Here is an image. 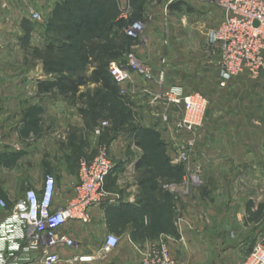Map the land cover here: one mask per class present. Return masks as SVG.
Instances as JSON below:
<instances>
[{
    "label": "crops",
    "instance_id": "crops-1",
    "mask_svg": "<svg viewBox=\"0 0 264 264\" xmlns=\"http://www.w3.org/2000/svg\"><path fill=\"white\" fill-rule=\"evenodd\" d=\"M208 1H192L200 11L194 18L166 15V8L160 6L143 10L144 41L135 54L153 73L164 72L167 88L198 92L208 101L204 124L193 141L190 166L174 183L176 188L155 190L148 213L131 194L124 193L122 198L110 194L112 201L89 208V223L66 224L63 232L74 246L59 249L56 264H140L148 248L159 242L168 246L180 264H241L261 235L264 68L257 75L237 76L222 70L212 41L223 15ZM18 2L23 0H0V200L7 204L0 210V222L26 191L41 187L46 171L56 181L54 207L68 205L77 182L78 157L93 158L92 138L78 102L80 94L95 85L87 82L75 93L56 85L59 76L45 71V64L56 62L42 59L50 52L46 49L50 38L41 22L30 20ZM159 11L171 19L169 29ZM91 72L92 68L87 76ZM146 89L156 90L154 84H131L124 100L139 127L162 132ZM165 135L166 156L174 166L173 146L186 138L177 140L170 131ZM19 164L24 166L21 172L15 171ZM227 167L232 171H226ZM108 235L119 244L104 252ZM83 254L93 256V261L73 260ZM26 264H41L38 254Z\"/></svg>",
    "mask_w": 264,
    "mask_h": 264
},
{
    "label": "built area",
    "instance_id": "built-area-1",
    "mask_svg": "<svg viewBox=\"0 0 264 264\" xmlns=\"http://www.w3.org/2000/svg\"><path fill=\"white\" fill-rule=\"evenodd\" d=\"M211 3L223 15L221 23L214 30L212 41L222 70L231 76L259 74L264 68V0H211ZM28 16L34 22H41L40 14L33 10L28 11ZM120 18L128 20L126 14ZM142 32L143 24L139 20L130 22L124 29V34L133 40L138 39ZM108 72L121 96H126L131 84H154L155 91L146 89L144 93L157 111L156 117L163 131H170L177 140L183 136L186 138V141L178 140L173 146V165L189 167L194 154L193 141L204 124L207 99L198 92L185 93L180 87L167 88L164 72L153 73L133 53L125 55L119 62H111ZM105 125L102 123L92 134L100 136ZM199 170L197 167L196 171ZM111 171L110 150L100 146L92 159L79 161L73 197L65 207H54L56 181L52 176H45L41 187L26 191L9 215L0 222V264H26L34 254H38L41 264L59 262L57 251L74 246V241L63 232V227L70 222L89 223V208L112 201L106 189ZM167 188L172 190L171 187ZM6 207V202L0 200V210ZM118 244L115 236L108 235L102 250L112 251ZM93 259L90 254L73 258L84 263H91ZM140 264L180 263L171 256L168 246L159 242L148 248ZM241 264H264V233Z\"/></svg>",
    "mask_w": 264,
    "mask_h": 264
},
{
    "label": "rangeland",
    "instance_id": "rangeland-1",
    "mask_svg": "<svg viewBox=\"0 0 264 264\" xmlns=\"http://www.w3.org/2000/svg\"><path fill=\"white\" fill-rule=\"evenodd\" d=\"M168 1L169 0H147L146 2L143 0H23V2H18V6L23 12L33 10L40 14L41 26L44 27L46 35L51 38V40L54 39L55 42L59 41L60 44L63 45L61 51L56 50L55 53L49 52L46 57H42L43 62L45 63L56 62V65H49L47 67L60 71L61 75L76 76L87 75L90 68H92L89 65L84 66L81 64V60H78V58H82V56L85 55H89V57L92 58V56L98 55L101 57L102 63L104 64H106V62L107 65L111 62H119L129 53L136 54V51L144 41V35L142 32L141 36L133 41L121 40L111 43L106 42L103 39L91 38L84 33L76 35L75 32L67 27L65 23L66 16L69 13L75 14L76 16L79 14L82 15L83 12L94 13L97 14L98 19L101 22L110 25L115 18H120L123 14H126V17H128L129 20L133 12L138 11L141 6L144 11L148 7H151L152 9L156 6L165 7L166 15L176 17L177 15H182L185 18H194L200 12L198 7L192 4V1L195 0H173L171 3H184V5L181 6L182 8L180 11H169L168 6L171 3L168 4ZM63 2L69 4L64 7H59V4ZM208 2L212 4L211 0ZM159 13L160 18L161 16L162 18H167L166 20L168 21L166 22V28L169 29V22L171 19L166 17L163 12L159 11ZM155 20L158 22L160 19L155 18ZM139 21L142 22L144 31L147 24L145 23L146 20L140 19ZM156 28L157 32H155L161 35L162 31L159 30V27ZM105 44L112 45L111 48L114 50L113 53H123V58L119 60V58L114 56L111 57V55L107 56L103 54L104 52L102 48ZM117 45H119L118 50L116 49ZM65 46L69 47L66 48ZM111 50L112 49H110V51ZM75 57H77L78 60L77 64L74 62ZM57 63L61 64V66H58ZM94 85L93 89L87 90V96L90 97L93 95L95 90L99 87L96 84ZM78 103L79 108H82L84 111H89V108L87 107V99H82ZM119 110H121V108L110 99L102 109L100 108L95 111L94 115L91 114V112H86L87 114L84 116V120H82L85 126L87 125L91 128L87 133V135L92 138L90 150L92 152L91 156H95L97 148L100 146H106L109 148L112 171L108 179L107 191H109L111 195L122 198L124 197L123 194L126 193L127 197L131 194L137 199L140 197L145 199L146 196H149L150 185H140L139 182L146 178V171L153 169L150 161H157L160 156L166 155V146L156 147L155 144L159 141L165 142L167 135H165V131L156 132L158 137L140 132L138 130L139 125L135 114L132 113V117L128 118L125 114H117L120 112ZM123 120L125 123L122 122ZM102 123H106V125L101 131L100 136L96 137L93 134L91 135L93 130ZM145 156L148 158L145 165L137 168L138 162ZM70 159L72 160L73 158L71 157ZM81 159L87 158L86 156L78 157L77 164L70 161L71 167H73L74 164L75 167H77L76 171L78 170V163ZM148 161L150 166L148 165ZM22 166L23 164H19L17 167L18 169L15 171L21 172L22 168H24V166ZM209 171H212V168H209ZM226 171H232V169L227 167ZM45 176L54 177L48 171H46ZM157 185L160 187L168 186L176 188V184L160 179L157 180ZM257 185L259 186L260 184L254 183L253 186Z\"/></svg>",
    "mask_w": 264,
    "mask_h": 264
},
{
    "label": "trees",
    "instance_id": "trees-1",
    "mask_svg": "<svg viewBox=\"0 0 264 264\" xmlns=\"http://www.w3.org/2000/svg\"><path fill=\"white\" fill-rule=\"evenodd\" d=\"M94 1V0H93ZM146 2L147 0H143ZM69 3L63 2L59 4V7H64ZM183 2H175L171 3L168 6L169 11H180L181 6H183ZM142 6L139 8L138 11L133 12L131 15V18L129 20H123L120 18H115L110 25H107L104 22H101L98 19L97 14H92L90 12H83L82 15L76 16L75 14L69 13L66 16V26L71 28L76 35H79L81 33H84L85 35H89L91 38L94 39H103L106 42H118L121 40H129L133 41V39L128 38L124 34V29L128 26V24L134 20H140L142 19V13H143ZM111 44H105L102 48L103 54L107 56H114L116 58L122 59L123 53L115 54L113 53L114 50L111 48ZM68 48L69 46H65ZM63 48V45L60 44L59 41L55 42L54 39H49V42L47 43L46 49L48 51H53L54 49L57 51H61ZM110 49H112L110 51ZM116 49H119V45L116 46ZM110 51V52H109ZM78 57V56H77ZM78 60H81V64L84 66H90L92 67V72L89 76L87 75H76L74 76H67V75H61L60 71H57L53 68L47 67L48 64H45V71L47 73H53L59 76L57 79V84L59 85L61 90L65 91H71L72 93H75L78 91V87L85 85L87 82H92L99 87L95 90V93L91 95L90 97L86 94H80L79 100L87 99V107L89 108V111H84L82 108H79L78 111L84 120V116L87 114L86 112L91 114H95L94 112L102 109L103 106L107 104V102L111 99V101H114L115 104L121 108L119 110L120 112L117 114L126 115L128 118L132 117V111L129 108V105L125 102L124 96H121L119 94V89L117 85L114 83L113 79L110 77L108 72L109 64L102 63L100 56H92L89 57V55L82 56V58H78ZM113 61V60H112ZM72 79L71 82L68 81L69 79ZM125 123V121H122ZM85 125V124H84ZM86 125L85 128L87 130H91L90 127ZM138 130L144 134H148L150 136L158 137V134L155 131H152L150 129H143L138 126ZM156 147H163V142L159 141L155 144ZM157 161H150L151 167L153 168L150 171H146L145 175L146 178L142 179L139 183L142 184H149V196H146L145 199L140 197L137 199L136 204L140 205L141 208H143V212L148 213L149 204L151 201V197L154 194L155 190L159 187L157 185V180H164L170 183H177L180 180L181 175L184 172V166H171L169 163V159L166 155L160 156ZM146 160L148 158L142 157L141 160L137 164L138 167H143L145 165ZM148 165L149 161H148ZM109 179V178H108ZM108 182V180H107ZM163 182V181H162ZM107 189V184H106ZM264 231V227L261 229L260 234H262ZM256 242V241H255ZM253 244L250 247H253Z\"/></svg>",
    "mask_w": 264,
    "mask_h": 264
},
{
    "label": "water",
    "instance_id": "water-1",
    "mask_svg": "<svg viewBox=\"0 0 264 264\" xmlns=\"http://www.w3.org/2000/svg\"><path fill=\"white\" fill-rule=\"evenodd\" d=\"M255 25H257V22L255 23Z\"/></svg>",
    "mask_w": 264,
    "mask_h": 264
}]
</instances>
